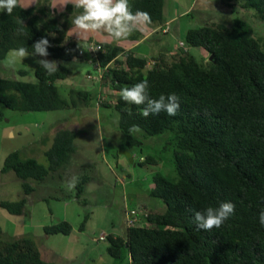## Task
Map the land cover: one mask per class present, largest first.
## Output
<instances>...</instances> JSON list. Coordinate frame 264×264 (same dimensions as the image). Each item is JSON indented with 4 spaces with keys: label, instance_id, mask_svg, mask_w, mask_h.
<instances>
[{
    "label": "trees",
    "instance_id": "trees-1",
    "mask_svg": "<svg viewBox=\"0 0 264 264\" xmlns=\"http://www.w3.org/2000/svg\"><path fill=\"white\" fill-rule=\"evenodd\" d=\"M46 1L29 7L18 4L11 15L0 11V60L9 50L20 47L32 54V45L46 37L50 45L46 58L57 62L58 71L48 75L37 65L33 82L0 76V104L18 111L72 108L74 101L62 98L55 85L69 73L62 62L97 61L101 67L110 62L99 83L107 85L112 98L99 105L116 111L117 129L123 137L121 148L130 153L140 150L139 138L128 133L132 125L139 127L142 136L171 135L165 143L172 148L175 177L155 173L149 189V196L163 207L144 208L145 216L135 226H125L121 236L105 233L107 254L120 258L125 251L128 264H264V226L259 223V213L264 210V40L254 37L251 25L235 18L229 25L211 22L189 28L182 37L184 48L161 50L150 57H139L116 43L94 39L102 51L88 60L77 54L79 43L66 36ZM220 1L236 11L251 10L264 23V0ZM130 3L133 11H146L151 23L160 24L163 0ZM72 10L82 11L66 4L65 11ZM188 47L201 48L211 59L196 60ZM122 51L125 54L116 57ZM148 59L152 64L145 68ZM17 74L22 77L25 70L20 68ZM143 80L148 81L153 99L171 93L180 97L177 115L161 112L145 118L141 114L144 105L123 101L121 89ZM68 93L84 103L89 98L84 90ZM2 117L0 111V120ZM74 136L75 132L67 128L53 134L43 151L46 165L10 151L2 160L0 173L13 172L22 180V192L28 194L33 187L27 180L40 181L68 160L74 152ZM153 161L151 155H144L134 163L143 166ZM86 178L83 175L79 179L74 198H79ZM25 202L24 197L0 199V208L20 214ZM222 202H232L235 214L219 229L198 230L194 213L219 207ZM42 230L48 235H67L71 226L58 219L43 225ZM1 234L0 228V264H54L42 257L31 238L3 240Z\"/></svg>",
    "mask_w": 264,
    "mask_h": 264
},
{
    "label": "rangeland",
    "instance_id": "rangeland-1",
    "mask_svg": "<svg viewBox=\"0 0 264 264\" xmlns=\"http://www.w3.org/2000/svg\"><path fill=\"white\" fill-rule=\"evenodd\" d=\"M37 1L42 0H19L18 4L29 7ZM45 4L54 10L58 25L65 31L66 36L80 44L90 37L93 40H108L127 47L136 37L140 38L144 32L157 27V30H152L146 39H140V50H145L149 55H155L158 51L172 49L189 28L211 22L229 25L235 18L251 25L254 37L264 40V23L259 21L251 10L236 11L233 6L225 7L220 0H163L160 24L166 21L164 18H174L170 22H165L168 26L166 32L159 29L160 24L151 23L143 31H137L129 38L120 41H115L105 33H92L87 37L77 38L72 31L74 26L71 21L81 11L66 12L65 5L71 4L69 0H47ZM187 49L198 61L208 57L207 53L199 47ZM13 51L9 50L0 60V76L33 82L35 80L33 69L38 65L35 61L37 59L54 61L51 58L39 56H28L24 59L16 57L14 68L5 67L7 62L13 59ZM62 64L68 65L69 73L63 80L55 81V85L62 98L68 102L74 101V107L52 111H18L7 109L0 104V111L3 114L0 120V167L4 156L10 151H17L20 158L31 157L46 165L43 155L45 140L50 133L63 129L71 123L77 125L75 131L78 135L83 131H102V135L105 136V143H103L105 150L100 146L99 140H91L92 146L84 148L83 160H74L72 164L66 160L52 172L51 180L47 178L40 184L34 180H27L26 182L33 187V191L28 194L22 192V180L15 177L13 172H1L0 199L16 200L24 197L26 200L20 214H12L0 208L1 238L11 240L16 236L29 237L42 257L56 264H128L125 251L120 258H111L106 252V240L93 238H97L101 231L123 234L125 211L137 203V201L129 202L127 195L130 196V193L137 189L144 191L148 188L152 184L153 174L160 173L167 178L175 177L171 162L172 148L170 144L165 143L171 135L169 132L143 136L141 132L135 133L140 140V145L137 147L140 150L137 149L139 151L137 152L132 149L131 153L128 151L133 156L130 162L129 156L127 157L121 151L125 149L117 146L118 139L122 141L123 137L117 129L116 111L105 106L96 108L95 101L99 97L98 93L92 92V85L86 86L88 79L84 78L86 72L94 71L92 64L89 61L77 59L64 61ZM20 68L25 70V75L22 77L17 74ZM68 84L78 85L77 90L89 91L88 103L85 107H79L81 101L68 93L67 89H71V86L70 88L67 86ZM104 86L106 94L102 92L99 95L105 94L104 99L112 98V91L108 93L107 85L104 84ZM82 110L83 113L80 114ZM81 115L86 117L82 122L79 121ZM113 133L119 134L110 139ZM144 155H151L155 162L143 166L134 163L140 161V156ZM85 157L89 158L90 162L85 161ZM74 175L78 179L83 175L87 177L82 183L85 199L83 205L73 197L76 189L72 192L65 190L66 181ZM55 195L57 199L53 197ZM67 195L73 198H68ZM49 210L55 215V219H51ZM83 216L86 218L81 230H78ZM58 219H64L70 224V233L67 235L45 234L42 226Z\"/></svg>",
    "mask_w": 264,
    "mask_h": 264
},
{
    "label": "clouds",
    "instance_id": "clouds-1",
    "mask_svg": "<svg viewBox=\"0 0 264 264\" xmlns=\"http://www.w3.org/2000/svg\"><path fill=\"white\" fill-rule=\"evenodd\" d=\"M18 2L19 0H0V11L11 15L18 6ZM69 2L75 9L82 10L71 21L74 26L72 31L77 38L87 37L92 33H105L115 41H120L129 38L137 31H143L151 24L150 14L143 10L133 11L130 0H69ZM20 24L24 25L22 20ZM19 31L22 33L23 27ZM49 46V40L43 37L32 45L34 51L31 55L25 47H20L13 51V59L9 60L5 67L14 68L16 57L22 59L28 56L47 57ZM91 50L96 51L97 49L93 48ZM73 62L75 63V61ZM35 63L45 69L48 75L58 71L56 61L37 59ZM65 67H68V65H65ZM87 74L89 73L86 72V77ZM96 82L99 83V81ZM120 97L128 104L144 105L141 114L145 118L150 115H158L161 112H166L169 116H175L180 108V97L175 93L167 96L162 94L159 99L151 98L147 80L136 83L131 87H124L120 91ZM99 106H96V108ZM139 131L140 129L136 125H132L128 129L130 135H134ZM78 183V177L72 176L66 181L65 190L68 192L74 191ZM234 214L235 205L232 202H222L219 207H208L204 212H195L194 223L198 230L210 232L214 228H221ZM259 223L264 226V210L259 213Z\"/></svg>",
    "mask_w": 264,
    "mask_h": 264
},
{
    "label": "crops",
    "instance_id": "crops-1",
    "mask_svg": "<svg viewBox=\"0 0 264 264\" xmlns=\"http://www.w3.org/2000/svg\"><path fill=\"white\" fill-rule=\"evenodd\" d=\"M174 18L173 17H169L168 19H165L164 18V20H166V21H164L163 23H165V22H170V20H173ZM162 23V24H163ZM157 28V27H156ZM156 28H153V29H149L147 32H144V35H141L140 36V38H132V39H134V40H132L131 42H130V45H128L127 47H123V48H125V49H130L131 50V52L134 54V55H136V56H139V57H150V56H152V55H149V54H147L146 52H145V50H140V46H141V43H140V39H146L147 37H148V35L151 33V31L152 30H155ZM157 30V29H156ZM96 40H98V41H105V42H111V41H108V40H102V39H96ZM179 40H182V39H178L177 41H179ZM111 43H113V42H111ZM178 48H177V42H176V44L172 47V49H170V50H162V51H174V50H177ZM140 50V52H138ZM87 77L85 76V78L84 79H86ZM88 79V80H87ZM86 80H87V85L86 86H88V85H92L91 86V90H93L92 92L94 93V92H96V93H102V92H104V88H105V86L103 85V84H100V83H97V82H93V81H89V78H87ZM89 81V82H88ZM31 82V81H30ZM81 85H83V83L81 84ZM69 88H70V86H71V89H67V91H69V90H77V86L78 85H73V84H68L67 85ZM80 90H83V89H80ZM84 91H87L88 93H89V91L88 90H84ZM110 89H108L107 90V92L108 93H110ZM95 93V94H96ZM105 93V92H104ZM107 93V94H108ZM106 94V93H105ZM104 94V95H105ZM86 103H88V101H86ZM86 103H84V102H81L80 104V106L79 107H85L86 106ZM90 103V102H89ZM91 104V103H90ZM98 109L100 108V106L99 107H97ZM91 112V111H90ZM83 113V110L80 112V114H82ZM85 118L86 117H82V115H81V117H80V122H82L83 120H85ZM75 127H77V125L76 124H73V123H71V124H69L68 126H64L63 128H67V129H70V130H73L74 132H75V136H74V139H73V142H74V152L70 155V157L68 158V162H70V164H72V162L74 161V160H78V159H82L83 160V158H84V156H83V152H84V148H90L91 146H92V144H93V141L95 140V139H97V140H99L100 141V146L102 147V149L103 150H105V147H104V145H103V143H105V141H104V135H102L103 134V132L102 131H100V132H89V131H83V132H81L79 135L76 133V131H75ZM55 132H53V133H50L49 135H48V138L45 140V148H43V150H45L46 148H48L49 147V145H50V143H51V140H52V136H53V134H54ZM117 134H119V133H113L112 134V136L110 137V139H113ZM45 136V135H44ZM93 138V139H92ZM91 140H93V141H91ZM123 140V139H122ZM117 146L119 147V148H121V146H122V141H120V139H118V141H117ZM123 149V148H122ZM126 150V149H125ZM98 151V150H97ZM136 154V153H135ZM86 156V155H85ZM131 157H133L132 155H130ZM140 157H142V156H140ZM85 161H89L90 162V159L89 158H86L85 157V159H84ZM52 177V173H50L49 175H47L46 177H44L42 180H40V181H37L38 182V184H40V183H42V182H44V180H46L47 178H50V180L52 179L51 178ZM85 185V184H84ZM113 186V185H112ZM150 187H151V185L150 186H148V188H146L144 191H140V190H135V191H133V192H131L130 193V196L129 195H127V199H128V201L129 202H131V201H137V203L136 204H133V205H131V207H140V208H147L148 210H160L161 208H162V204H161V202H159V200L158 199H156V198H153V197H151V196H149V189H150ZM83 190H84V186H83V189H82V192L80 193V196H79V198L78 199H81V200H84V203H85V199L83 198ZM69 195V194H68ZM67 195V197L68 198H73L72 196H68ZM54 198H56V195L55 196H53ZM57 199V198H56ZM76 199V198H75ZM130 204H132V203H130ZM83 205V204H82ZM49 214H51V219L53 220V219H55V215L49 210ZM123 230L125 231V223H124V227H123ZM122 230V231H123ZM102 232V231H101ZM104 232V231H103ZM105 233V232H104ZM107 233H110V234H113V235H119V236H121V232H107ZM124 233V232H123ZM99 234V233H98ZM93 239H96V237L95 238H93ZM96 241V240H95ZM126 256H127V260H128V255L126 254ZM49 261H52V260H49ZM54 264H56V262H54V261H52Z\"/></svg>",
    "mask_w": 264,
    "mask_h": 264
},
{
    "label": "built area",
    "instance_id": "built-area-1",
    "mask_svg": "<svg viewBox=\"0 0 264 264\" xmlns=\"http://www.w3.org/2000/svg\"><path fill=\"white\" fill-rule=\"evenodd\" d=\"M167 24L163 23L159 26V29L163 32L167 31ZM177 47L184 48V42L182 40H179L177 42ZM97 49L96 51H92L91 49ZM102 51L100 45L95 40H85L84 43L78 45L77 54L79 56H83L84 58L91 60L95 59L98 55V52ZM125 54V51H122L118 53L116 57L121 58L122 55ZM90 62V61H89ZM110 63V62H109ZM109 63H107L104 67H101L97 61L92 62V66L94 71L92 73L87 74V78H89L92 81H100L101 75L106 71ZM152 64L151 60H147L144 64L145 68H148ZM98 99L95 101V105L98 106L101 101L104 100L105 96L98 95ZM145 216V210L143 208H129L127 211H125V226H135L139 223L140 218ZM105 233L102 231L97 236L98 239H104Z\"/></svg>",
    "mask_w": 264,
    "mask_h": 264
},
{
    "label": "water",
    "instance_id": "water-1",
    "mask_svg": "<svg viewBox=\"0 0 264 264\" xmlns=\"http://www.w3.org/2000/svg\"><path fill=\"white\" fill-rule=\"evenodd\" d=\"M208 59L210 60L211 59V55H209L208 56ZM122 151V153L123 154H125L127 157H128V160L130 161V162H132V157H130V154H129V152L127 151V150H121Z\"/></svg>",
    "mask_w": 264,
    "mask_h": 264
}]
</instances>
